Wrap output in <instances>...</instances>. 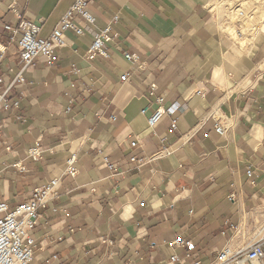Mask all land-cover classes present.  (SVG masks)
I'll use <instances>...</instances> for the list:
<instances>
[{
  "label": "crops",
  "instance_id": "0c3cea01",
  "mask_svg": "<svg viewBox=\"0 0 264 264\" xmlns=\"http://www.w3.org/2000/svg\"><path fill=\"white\" fill-rule=\"evenodd\" d=\"M16 1L41 37L75 2ZM213 1L95 0L96 22H81L83 35L67 31L54 64L38 57L24 69L9 44L0 95L21 71L28 81L7 91L18 107L0 104V202L14 209L34 188L61 178L59 196L40 209L32 231L31 264H213L224 248L238 251L254 238L264 223V32L248 51L228 35L231 47ZM11 3L0 0L6 44L5 25L19 21ZM109 24L110 56L88 60L95 33ZM124 52L136 54L135 65ZM169 108L175 112L149 125ZM215 112L233 128L219 134ZM36 142L39 161L28 155ZM72 152L79 173L64 175ZM249 168L258 176L250 178ZM178 236L196 247L171 245ZM245 264H264V257Z\"/></svg>",
  "mask_w": 264,
  "mask_h": 264
},
{
  "label": "built area",
  "instance_id": "2783aa9c",
  "mask_svg": "<svg viewBox=\"0 0 264 264\" xmlns=\"http://www.w3.org/2000/svg\"><path fill=\"white\" fill-rule=\"evenodd\" d=\"M94 1L95 0H75L72 6L62 16L61 20L53 29L51 34L48 37H41L39 36L41 26L24 18L17 8V1L12 0L10 9L17 16L19 21L17 25H5V30L10 32V36L8 44L0 40V61L5 58L9 44H16L20 62L24 69L34 66L35 60L38 57H43L48 64H54L58 58L56 50L68 45L66 32L73 31L77 35H83L85 33V28L81 25V22H85L87 24H94L96 22V17L89 10V5ZM118 18V15L114 16L112 22H117ZM110 30L111 24H109L102 31L95 33L94 40L85 54V57L88 60H92L98 55L106 58L110 56L108 52V42L113 39V36L110 35ZM124 56L133 65L136 64V54L124 52ZM128 75L129 73L123 74L122 79L126 81ZM3 81L4 78L0 74V83H3ZM27 81V77L24 75L23 71H21L11 81L9 88L25 84ZM9 88H7V90L0 95V104L5 109L10 108L11 106H19L18 101L11 102L7 94ZM153 89H155V86ZM71 110L72 105L70 104L67 108V112H70ZM145 111L146 110H143L142 113H145ZM165 111L172 114L175 112V109H159L156 113L149 117V125L154 127ZM213 116L215 118L214 128L219 134H224L233 128V122L224 114L215 112ZM111 119L115 120L116 117L112 116ZM176 123L177 118H174L172 130L176 129ZM138 145L139 141L137 140L131 143V146L133 147ZM7 148L10 149V146H7ZM163 150L166 149L164 148ZM42 154L43 149L38 142L28 149V155L34 161H39L42 158ZM131 160L134 162L142 161L143 159H138L134 156ZM77 161V154L72 152L66 160L64 175L76 176L79 173ZM104 161L105 165L110 169L115 167L114 164L109 162L108 157H105ZM19 167L24 169L23 166ZM247 174L250 178L254 175L258 176L252 168L247 170ZM60 187L61 178L56 177L46 182L44 185L34 188L30 193L29 198L16 206L14 209H10L7 202H0V264H31L33 262L36 250V240L32 235V231L37 226L41 217L40 209L46 207L50 201L55 200L59 196ZM230 197L233 199L234 194H231ZM141 204L144 205L145 202H141ZM54 210H57V208H54ZM170 244L173 246H183L188 251H191L196 247L193 240L185 239L182 236H178ZM53 257L55 259L57 258V256ZM263 257L264 223L259 226L254 238L249 242V244H247V246L238 251H233L230 248H224L219 252L217 259L213 264L255 263ZM172 261L175 262L181 260L178 256H173ZM193 264L201 263L196 261Z\"/></svg>",
  "mask_w": 264,
  "mask_h": 264
},
{
  "label": "bare ground",
  "instance_id": "6f19581e",
  "mask_svg": "<svg viewBox=\"0 0 264 264\" xmlns=\"http://www.w3.org/2000/svg\"><path fill=\"white\" fill-rule=\"evenodd\" d=\"M231 12V22L226 26V32L234 43L240 45L242 50L248 51L254 39L251 37L253 33L264 32V0H243L240 8ZM237 25L240 29H237Z\"/></svg>",
  "mask_w": 264,
  "mask_h": 264
},
{
  "label": "rangeland",
  "instance_id": "374dc122",
  "mask_svg": "<svg viewBox=\"0 0 264 264\" xmlns=\"http://www.w3.org/2000/svg\"><path fill=\"white\" fill-rule=\"evenodd\" d=\"M234 1L235 0H214L212 2V4H211L212 5L211 6V9H212L213 14L215 16V19L217 20V23H218L219 27L226 34L227 39H228L229 44H230L231 47L233 45V41L230 40V38L228 37V34L226 33V26H228L230 24V22H231V19H230L231 15H232V12L231 11L232 10H235L237 8H240V5L243 2V0H236L235 2ZM229 14H230V16H228ZM236 27H237V29H240V26L237 25ZM260 32H262V31L254 32L253 33V36H251V37L252 38H255L257 36V34L260 33ZM261 34H262L261 35L262 38L258 41V43L262 39H264L263 38L264 33H261ZM253 40H252V42H253ZM236 45L239 46V48H240V45L239 44H236Z\"/></svg>",
  "mask_w": 264,
  "mask_h": 264
}]
</instances>
